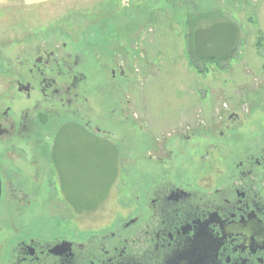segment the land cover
<instances>
[{"label": "flooded vegetation", "instance_id": "af4514ba", "mask_svg": "<svg viewBox=\"0 0 264 264\" xmlns=\"http://www.w3.org/2000/svg\"><path fill=\"white\" fill-rule=\"evenodd\" d=\"M91 36L47 27L0 54V264H264V90L158 124L137 55ZM72 130L130 161L137 209L105 232L54 181L57 140ZM194 243L199 258L186 260Z\"/></svg>", "mask_w": 264, "mask_h": 264}, {"label": "rangeland", "instance_id": "374dc122", "mask_svg": "<svg viewBox=\"0 0 264 264\" xmlns=\"http://www.w3.org/2000/svg\"><path fill=\"white\" fill-rule=\"evenodd\" d=\"M193 10L200 20L199 46L216 52L231 49L233 43L237 48L223 67L209 62L200 73L189 64L187 21ZM230 24L238 32L234 41L227 37ZM47 27H62L73 37L92 33L98 49L117 47L123 56L136 54L141 75L150 77L142 87L149 115H158V124L168 116L174 122L176 112L186 106L219 110L226 101L237 109L246 92L264 90V0H0L1 55L6 51L14 57L26 35ZM3 83L0 78V87ZM209 85L214 98L203 96ZM68 133L57 140L53 163L61 196L70 206L86 210L90 232L127 221L137 209L130 196V161L125 155L118 159L109 141Z\"/></svg>", "mask_w": 264, "mask_h": 264}, {"label": "trees", "instance_id": "16d2710c", "mask_svg": "<svg viewBox=\"0 0 264 264\" xmlns=\"http://www.w3.org/2000/svg\"><path fill=\"white\" fill-rule=\"evenodd\" d=\"M196 13V10L191 11L189 15V21H187V25L189 27V34H188V40H189V46L187 49V54L195 68L202 73L206 72L205 65L207 63H213L216 62L218 66L223 67L224 63H227L235 54L237 51V48H233V44L231 49L226 50V51H205V44L204 47L199 46V40H198V29L200 24V20L198 19L197 16L193 17ZM196 15V14H195ZM200 15V14H199ZM236 25L235 24H230L228 27H231L230 30L231 32L227 34L228 39L234 41L237 38L238 32L236 30ZM225 27V26H224ZM227 27V26H226ZM229 32V31H228Z\"/></svg>", "mask_w": 264, "mask_h": 264}, {"label": "water", "instance_id": "95a60500", "mask_svg": "<svg viewBox=\"0 0 264 264\" xmlns=\"http://www.w3.org/2000/svg\"><path fill=\"white\" fill-rule=\"evenodd\" d=\"M0 196H1V178H0ZM202 249H199L195 246V243L192 244L190 246V248L185 250V259L188 260L187 256L193 257V258H199L196 255L198 254L199 251H201ZM201 254H200V258H201ZM186 264H190V263H186Z\"/></svg>", "mask_w": 264, "mask_h": 264}]
</instances>
